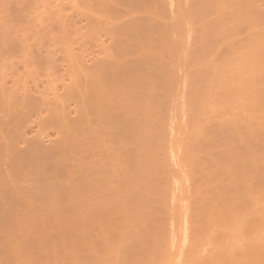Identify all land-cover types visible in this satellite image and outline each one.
<instances>
[{"label":"bare ground","instance_id":"bare-ground-1","mask_svg":"<svg viewBox=\"0 0 264 264\" xmlns=\"http://www.w3.org/2000/svg\"><path fill=\"white\" fill-rule=\"evenodd\" d=\"M261 1L88 0L110 27L97 30L107 45L87 35L103 56L81 62L83 83H61V101L50 92L59 106L45 92L44 116L38 92L24 91L28 110L13 98L24 113L8 98L16 86L6 96L16 110L4 114L1 97L2 257L14 247V264H264V78L253 61L264 44ZM188 50L198 52L191 62L222 59L226 69L195 61L197 77H187ZM41 123L56 131L47 146L39 130L27 135Z\"/></svg>","mask_w":264,"mask_h":264},{"label":"rangeland","instance_id":"rangeland-1","mask_svg":"<svg viewBox=\"0 0 264 264\" xmlns=\"http://www.w3.org/2000/svg\"><path fill=\"white\" fill-rule=\"evenodd\" d=\"M262 1H264V0H262ZM261 1V3H263V5L261 4V7L262 6H264V2H262ZM84 3H85V5H84ZM87 10V12H86V10ZM90 4H89V2H88V0L86 1V0H71V2H69L68 0H0V48H6L7 49V52H6V49H4V51L5 52H2L1 53V51H0V92H4L3 94H0V100H1V97H4V98H7L6 96H8L10 93H11V95L14 93L15 95V97L12 95V96H8V98L9 97H11V98H9V99H11V103L13 104V103H17L16 105L18 106V104H19V102H20V105L22 104V101H16V100H19L20 99V96H22V97H24L25 99H26V96H27V94L26 93H28V94H30V95H28V96H30L31 97V95H35L37 92V95H38V97L35 95V97L33 98L34 100L35 99H37V101L40 99V101H42V103L43 104H41V102L40 101H38L37 103H39L38 104V106H41V108L39 107L38 108V106H36V110L38 109V111H39V109L41 110L40 111V115H45L44 114V109H45V107H47V105H46V103H48L49 105H52V106H59L60 104H56V100L54 99V98H57V96L60 98V96H62V95H65L64 93H62L64 90H67V88L69 87H71L72 86V83L74 82V83H78L79 84V82H80V78L81 77H85L84 75H83V73H82V75H80V76H78V77H80L79 79L77 78V74L80 72V70L79 71H77L78 70V68H80V66L79 65H82L83 66V64H81V62L82 63H84V60H86L85 61V63H84V65H87L88 64V66L89 67H91V65H92V63H90V61L91 60H93L95 57H97V58H100V57H102L103 55H102V48L100 49V51H101V53H100V55H99V53L98 52H100L99 50H98V48H96L97 46H98V42L100 41H102L103 43L104 42H106L105 40L103 41L102 39H103V37H106L105 35L102 37V35H100L101 34V28L102 27H104V29L106 28V34H107V27H110V25L108 26L107 24H108V22H107V24H106V21H107V19H105L104 21L103 20H101V21H103L104 23H103V26L100 28V26H101V21L99 22V20L101 19V18H103V17H101V18H99V17H97V14L96 13H94L93 11H92V13L90 12ZM263 10H264V7L262 8ZM95 11V10H94ZM83 12H86V13H84L83 15H82V13ZM88 12L90 13V14H92L93 16L95 15L96 17H92V15H90V14H88ZM262 12H264V11H262ZM75 14H77L76 16H75ZM79 14V15H78ZM86 14V15H85ZM100 15L99 16H102L103 14H105V15H107L105 12H103V14L101 15V12L99 13ZM88 15V16H87ZM104 16V15H103ZM82 17H83V19H82ZM84 17H87V19H88V17H90V20H92L93 19V21H88L86 18H84ZM92 17V18H91ZM108 17V16H107ZM262 17H264L263 15H262ZM97 18V19H96ZM106 18V17H105ZM85 19L87 20V21H85ZM94 19H96L100 24H97L96 25V23H98L97 21H94ZM104 19V18H103ZM262 19V18H261ZM263 23H262V26L260 25V28L261 27H263V28H261V29H263V31L262 30H260L261 32L260 33H264V18H263ZM261 21V22H262ZM86 22H89L88 24H85ZM93 22H95V24L93 23ZM253 21H251V23H252ZM83 23H84V25H83ZM91 23H93V24H91ZM81 24H82V26H81ZM89 24H91V26L93 27H91L90 28V26H89V28H88V25ZM110 24V23H109ZM254 24V23H253ZM252 24V25H253ZM87 25V28L85 29V26ZM100 25V26H99ZM107 25V26H106ZM251 26V25H250ZM81 27V28H80ZM84 27V28H83ZM100 28V29H99ZM253 28V27H252ZM104 29H102V34H103V32L105 31ZM93 30V31H92ZM97 30H100V34H99V32L97 31V33H96V31ZM74 31H76L77 32V34H76V32L74 33ZM87 31H89L88 32V34H87ZM92 31V32H91ZM85 32V33H84ZM95 32V34H92V33H94ZM80 34V35H79ZM93 36H92V35ZM97 34V35H96ZM105 34V33H104ZM262 34H259V35H261L262 36V38H263V40H264V34L262 35ZM85 35V36H84ZM87 35H91V36H87ZM97 36L96 38H95V36ZM101 37H100V36ZM84 36V37H83ZM261 36L259 37V40H257L256 41V39H255V37H254V39H255V41L258 43V42H263L264 43V41H262L261 40ZM92 38L91 40L89 39V38ZM101 39H100V38ZM99 38V41H97L96 39H98ZM106 38H108V36L106 37ZM252 38V37H251ZM2 39H4V41H6V42H4ZM85 39V41H83ZM86 39H89L90 40V44L91 43H96L95 45H96V47H95V45H93L94 46V48L95 49H93V46H92V48H91V46L89 45V43H88V41L89 40H86ZM258 39V38H257ZM76 41V43H75V41ZM93 40H96V42L94 41L93 42ZM107 40V39H106ZM108 40H110V39H108ZM261 40V41H260ZM1 41H3L4 43H2ZM12 41V42H11ZM248 41H250V39L248 40ZM248 41H247V43H248ZM7 42H10V43H8V45L7 44H5V43H7ZM74 42V43H73ZM82 45V47H80L81 45L79 44V43ZM87 42V43H86ZM99 42V45L101 44ZM254 42V40L252 39V43ZM84 43H86V45H88V46H86ZM108 43V42H107ZM246 43V44H247ZM250 44H251V42H249ZM104 44H106V43H104ZM77 45H79V46H77ZM92 45V44H91ZM107 45V44H106ZM247 45H249V44H247ZM254 45H256V43H254L253 45L251 44V45H249V46H246V47H248V48H245V50H249L250 51V49H252V48H255L254 47ZM262 45H264V44H262ZM260 43H259V46H261L263 49H264V46H262ZM8 46H10V47H8ZM90 46V47H89ZM83 47H84V50H83ZM86 47H88V48H86ZM99 47H101V45L99 46ZM258 47V44H257V46H256V48ZM2 48V49H3ZM11 48H13V49H11ZM91 48V49H90ZM250 48V49H249ZM255 48V51H254V49H252V51H254V52H256L257 51V49ZM2 49H0V50H2ZM9 49V50H8ZM87 49V50H86ZM89 49H90V51H89ZM260 49V48H259ZM262 49V52L264 51ZM86 50V51H85ZM93 50H95V51H93ZM197 50V49H196ZM261 50V49H260ZM259 50V52H257V53H259L258 55H259V57L257 58L256 57V55H257V53L256 54H254V52H253V54L255 55V57L254 58H257V59H254L253 61L254 62H257L256 63V65H257V67H260V68H262L263 67V70H264V66H259L258 65V63L260 62V64H263L264 65V57H263V59H261L260 58V55L262 56V52ZM3 51V50H2ZM92 51V53H94V54H90L89 52H91ZM97 51V52H96ZM193 51V50H192ZM198 51V50H197ZM249 51H246V52H249ZM81 52V53H80ZM87 52V53H86ZM111 52V51H110ZM190 52L191 51H186L185 53H184V59H183V62H184V64H182V69H184V72H185V74L187 75V77H189L188 75L190 74L189 72H188V70L190 71V69H189V65H191V63H195V61L197 60V56H198V54H197V56L195 57V52L193 53L192 52V54L190 55ZM199 52V51H198ZM198 52H196V53H198ZM223 52V51H222ZM251 52V51H250ZM73 53H74V55H76L75 57L73 56ZM84 53H85V55H84ZM89 53V54H88ZM224 53H228V52H224ZM35 54H37V55H39L37 58H35L36 57V55ZM77 54H78V57L80 56V54H81V58H78L77 57ZM86 54H88V55H86ZM97 54V55H96ZM110 54V53H109ZM109 54H106V56L107 55H109ZM194 54V55H193ZM247 54H249V53H247ZM252 52L249 54V55H251L250 57H252ZM33 55V56H32ZM92 55V56H91ZM96 55V56H95ZM194 56L195 58H196V60L194 61V62H191L190 61V59L191 60H193L192 58H190V56ZM229 55V54H228ZM257 55V56H258ZM71 56V57H70ZM73 56V57H72ZM82 56H83V58H85V59H83L82 58ZM84 56H86V57H84ZM263 56H264V53H263ZM67 57L69 58L68 59V61H67ZM88 57V58H87ZM91 57V58H90ZM193 57V58H194ZM31 58V59H30ZM35 58V59H34ZM42 58V60H39V59H41ZM43 58L46 60H44V62H43ZM71 58H76V60L78 61H80V62H77V61H75L74 59V62H73V60L71 59ZM96 58V59H97ZM194 58V59H195ZM34 60L35 62H36V60H37V62L36 63H38L39 64V66H37L38 64H35V63H32V61L31 60ZM70 59H71V61H70ZM82 59V60H81ZM88 59H91L90 61L88 60ZM258 59H260V60H258ZM186 62H185V61ZM198 60H199V58H198ZM207 59H205L204 61H206ZM221 60L222 59H220V60H215V62L217 61V66L219 67V69H222V70H224L223 68H225L226 69V67H225V64H223L222 62H221ZM28 61H29V63H30V65L28 66ZM31 61V62H30ZM38 61H41V62H43L42 64L41 63H39ZM47 61H49V63L47 62ZM54 61V62H53ZM68 62V64H67V62ZM71 62V64L69 65V63ZM94 61V60H93ZM200 61V60H199ZM223 61V60H222ZM251 61H252V59H251ZM259 61V62H258ZM51 62H53V63H51ZM75 62L78 64L77 65V69L75 70V66L74 65H72V64H75ZM86 62H87V64H86ZM197 63L196 64H198V63H201V62H198V61H196ZM203 62V61H202ZM212 61H210L209 62V60L208 61H206V63L205 62H203L204 63V66H202V64L203 63H201V64H199V65H195L198 69H199V67H203V68H205V66H207L208 65V67L210 68L211 66H209V64H211V65H216V64H214L213 62L211 63ZM220 62V63H219ZM253 62V63H254ZM45 63L47 64V65H45ZM209 63V64H208ZM224 65V67H223V65ZM252 63V64H253ZM90 64V65H89ZM207 64V65H206ZM219 64H221V65H219ZM42 65H44V66H42ZM67 65H68V67H67ZM74 66V67H72V66ZM76 65V64H75ZM193 65V64H192ZM192 65H191V71L192 70H194V69H197V68H194L195 66H193L192 67ZM255 65V66H256ZM36 66V67H35ZM79 66V67H78ZM82 66H81V68H82ZM217 66L216 67H214L215 68V70L217 69ZM222 68H221V67ZM228 66V65H227ZM253 66H254V64H253ZM254 66V67H255ZM69 67H71V68H69ZM86 67L87 66H83V72H84V74H86V72L85 71H88V67H87V69H86ZM208 67H206L205 69H208L209 70V68ZM74 68V70H71V69H73ZM192 68H194V69H192ZM82 69H81V72H82ZM201 69V68H200ZM211 69H212V67H211ZM254 69H256V68H254ZM263 70L262 69H260V71H262L263 72ZM195 71V70H194ZM205 71V70H204ZM211 71V70H210ZM209 71V72H210ZM214 71V70H213ZM220 72H221V70H219ZM255 71H257V73H258V71L259 70H255ZM69 72V73H68ZM81 72L79 73V74H81ZM200 72H202L203 73V71H200ZM262 72H260L259 74L260 75H258L257 77H259V76H261L262 78H264L262 75H261V73ZM188 73V74H187ZM199 73V70H198V72H197V74ZM205 73V72H204ZM256 73V72H255ZM264 73V72H263ZM2 74V75H1ZM69 74V75H68ZM73 74V75H72ZM78 74V75H79ZM195 74H196V72L194 73V74H190V76L191 77H195ZM210 74V73H209ZM214 74H217V70H216V73L214 72ZM213 74V72H212V75H214ZM72 75V77H70ZM199 75H200V73H199ZM203 75V74H202ZM205 75V74H204ZM204 75H203V77H204ZM211 75V76H212ZM264 75V74H263ZM76 77L79 81L78 82H76L77 80H72L73 79V77ZM206 76H207V73H206ZM210 76V77H211ZM68 77H70V79H68ZM75 77H74V79H75ZM196 77H197V75H196ZM195 77V78H196ZM200 77V76H199ZM213 77V76H212ZM211 77V78H212ZM6 78V81L4 82V79ZM72 78V79H71ZM209 78V77H208ZM207 78V79H208ZM214 78V77H213ZM262 78H259V79H262ZM86 79V78H85ZM190 79H192V78H190ZM201 79V78H200ZM203 79V78H202ZM207 79H206V81H207ZM71 81V83H70V81ZM81 80H82V78H81ZM209 80H211V79H209ZM263 80L264 79H262V82H263ZM13 81V83H11ZM73 81V82H72ZM191 81H193V80H191ZM206 81H203V82H206ZM16 82V83H15ZM67 82H69L70 84H71V86H69L68 85V83ZM199 82H201V80L199 81ZM12 84L9 88H8V86L9 85H7V84ZM32 83H35V84H33L34 85V88H33V86H32ZM61 83H63V84H65L64 86H66L65 87V89L64 88H62L63 87V84H61ZM80 83H83V80H82V82H80ZM17 84L20 86L21 85V87H19V88H21V89H19L18 87H17ZM22 84H24V85H22ZM25 84H27V88H26V86H25ZM3 85V86H2ZM13 85L14 86H16V89H15V87L14 88H12L13 87ZM28 85H29V87H28ZM62 86L60 89H59V87L60 86ZM67 85H68V87H67ZM2 86V87H1ZM49 86V87H48ZM23 87V88H22ZM30 87H32L33 89L30 91ZM37 87V88H36ZM53 87V88H52ZM2 88H3V90H2ZM13 90H12V89ZM41 88V89H40ZM46 88V91H44L43 89H45ZM55 88V89H54ZM60 90V92H59V90ZM69 88H68V90L67 91H69ZM11 89V91H10V93H9V90ZM22 89H23V94L22 93H20V90H21V92H22ZM28 89V90H27ZM39 89H40V91H39ZM49 89H51V91L49 90ZM64 89V90H63ZM8 90V92H6ZM17 90V91H16ZM19 90V91H18ZM36 90V91H35ZM41 90H43V91H41ZM47 90H49V91H47ZM53 90H54V94H53V96H55L53 99L55 100V101H53V99L51 98V97H48V96H52L51 94L52 93H50V92H53ZM57 90H58V92H57ZM61 90H63L62 92H61ZM24 91H27L25 94H24ZM16 92V93H15ZM31 92V93H30ZM32 92H33V94H32ZM43 92V93H42ZM47 94H49V95H46V93ZM56 92H57V95H56ZM6 93H7V95H6ZM9 93V94H8ZM61 93H62V95H61ZM16 94H17V97H16ZM58 94H60V95H58ZM2 95V96H1ZM18 95H19V97H18ZM26 95V96H25ZM33 95V96H34ZM42 95V97H40ZM44 95V96H43ZM45 95H46V99H49V98H51V99H49L48 101H50V103L49 102H44V100H45ZM68 95V93H66V96ZM32 96V97H33ZM52 96V97H53ZM21 97V98H22ZM48 97V98H47ZM7 98V101H6V104H5V106H3L4 108H1V110L2 109H4V110H2L3 112H4V114L7 112V108H5V107H8V106H10L9 108H11V109H15L16 110V108L17 107H13L11 104L10 105H8L9 103L8 102H10V100ZM13 98H15L16 100V102L15 101H13L14 99ZM18 98V99H17ZM24 98L22 99L23 100V103H24V101H25V105H23V108L25 107V109H26V107L28 108V106H26V102H27V99L26 100H24ZM41 98H44L43 100L41 99ZM59 98H57V100L59 99ZM63 98H65V97H62V98H60V99H63ZM67 98V97H66ZM59 99V100H60ZM36 101V100H35ZM47 101V100H46ZM61 101V100H60ZM59 101V102H60ZM67 102V101H66ZM8 103V104H7ZM45 103V104H44ZM52 103V104H51ZM58 103V102H57ZM68 103V102H67ZM56 104V105H55ZM8 105V106H7ZM14 105V104H13ZM16 105H14V106H16ZM46 105V106H45ZM13 107V108H12ZM21 107H22V105H21ZM18 108H20V106H18ZM17 108V110L16 111H18V112H22V113H24V112H26V110H28V109H26L25 111L22 109V108H20V109H18ZM6 109V110H5ZM21 109H22V111H21ZM14 110V111H15ZM35 110V109H34ZM34 110H32V111H34ZM35 110V111H36ZM2 111H1V113H2ZM46 111V110H45ZM17 112V113H18ZM41 112H42V114H41ZM0 113V114H1ZM30 113H32V112H30ZM34 114V113H33ZM33 114H31V119H35V115H33ZM3 116V115H2ZM35 121H38L37 119H35ZM30 123V122H29ZM28 122H27V124H29ZM30 125H31V123H30ZM35 125V124H34ZM34 125H32V127H30V131L31 132H33V133H29L28 131H27V135L29 136V134H30V136H31V134L32 135H35L36 134V132L39 130L40 132L39 133H43L42 135H44V136H42L41 135V137H40V141H41V143L43 144V142H44V145L46 144V146L50 143V141L52 140L51 139V137L50 136H53L54 135V137H52V138H55V136H56V131L54 130V129H51V128H48L46 125H44L43 123H41V124H39V127L37 126V127H35ZM42 125V126H41ZM34 126V127H33ZM33 128V129H32ZM42 128H44V131L43 130H40V129ZM32 129V130H31ZM47 130V131H46ZM48 133V134H50V135H48L46 132ZM44 132H45V134H44ZM38 133V132H37ZM53 133V134H52ZM47 135V136H46ZM46 136V137H45ZM49 136V137H48ZM44 137V138H43ZM49 139H50V141H49ZM2 241H3V239H1L0 240V245H1V247L0 248H2L3 246L5 247V245H4V243H5V241L6 240H4V243H2ZM10 241V240H9ZM8 242V241H7ZM9 243H11V242H9ZM6 245H8L7 243H6ZM10 245V244H9ZM12 245V244H11ZM8 246V247H11V249H12V246ZM7 247V246H6ZM6 249V248H5ZM5 249H4V251H5ZM7 249H10V248H7ZM7 249H6V252H7ZM13 249H15L14 251H16V248H14L13 247ZM12 249V250H13ZM11 250V252H13ZM1 251H2V249H1ZM0 251V253H2ZM18 248H17V256H19L20 254H18ZM9 252H10V250H9ZM8 252V253H9ZM9 253V255H7L6 253H5V255L4 256H6L7 258L6 259H8L7 260V262H6V260L4 261L3 260V263L4 262H6L7 264H8V261H10V260H12L13 259V254L15 253ZM4 253V252H3ZM16 253L14 254V256H16ZM12 254V257L10 256ZM1 255V254H0ZM50 255V254H49ZM52 255V254H51ZM50 255V256H51ZM2 257V255L0 256V257H2V258H4L5 259V257ZM8 256H10V257H8ZM17 256H16V258H17ZM20 257H22V256H20ZM20 257H18L19 258V261L21 260V259H26V258H21L20 259ZM1 258V259H2ZM12 258V259H11ZM50 258V257H49ZM52 258V257H51ZM65 258V257H64ZM63 258V259H64ZM10 259V260H9ZM66 259V258H65ZM13 260H15L14 262H16V259H15V257H14V259ZM13 260L11 261V263H13ZM17 261H18V259H17ZM23 261V260H22ZM22 261H20V262H18V264H23V262ZM27 261H28V258H27V260H25V262L24 263H27ZM49 262H50V260H49ZM52 262V263H51ZM51 262H50V264H55V263H53L54 261H52V259H51ZM0 263L1 264H3L2 263V260L0 261ZM10 263V262H9ZM10 263V264H11ZM59 263V262H58ZM14 264V263H13ZM17 264V263H16ZM27 264H29V262L27 263ZM43 264V263H42ZM48 264V263H47Z\"/></svg>","mask_w":264,"mask_h":264}]
</instances>
